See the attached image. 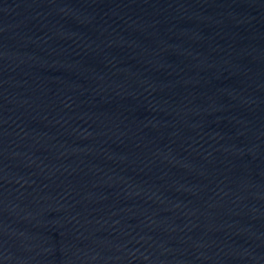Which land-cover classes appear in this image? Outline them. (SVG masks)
<instances>
[{"label": "water", "instance_id": "water-1", "mask_svg": "<svg viewBox=\"0 0 264 264\" xmlns=\"http://www.w3.org/2000/svg\"><path fill=\"white\" fill-rule=\"evenodd\" d=\"M0 264H264V0H0Z\"/></svg>", "mask_w": 264, "mask_h": 264}]
</instances>
